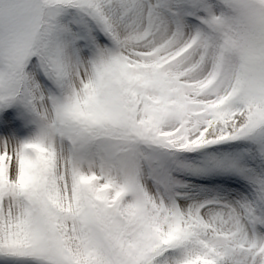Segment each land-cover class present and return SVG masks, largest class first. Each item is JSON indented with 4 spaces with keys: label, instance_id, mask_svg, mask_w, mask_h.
<instances>
[{
    "label": "snow or ice",
    "instance_id": "1",
    "mask_svg": "<svg viewBox=\"0 0 264 264\" xmlns=\"http://www.w3.org/2000/svg\"><path fill=\"white\" fill-rule=\"evenodd\" d=\"M0 264H264V0H0Z\"/></svg>",
    "mask_w": 264,
    "mask_h": 264
}]
</instances>
